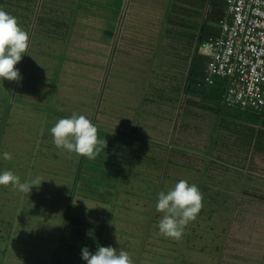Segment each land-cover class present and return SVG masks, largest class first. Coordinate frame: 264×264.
<instances>
[{"label":"rangeland","instance_id":"obj_1","mask_svg":"<svg viewBox=\"0 0 264 264\" xmlns=\"http://www.w3.org/2000/svg\"><path fill=\"white\" fill-rule=\"evenodd\" d=\"M88 1L92 6L83 4L81 0L82 7L86 9L73 11V0H39L37 15H34L35 24L42 12L45 19L50 15L53 21L54 18L59 19L62 25H45L38 30L34 39L25 43L29 45L27 49L32 48L27 55L24 53L23 60L30 62V75L14 85L20 88L16 94L19 106L11 112L15 125L11 123L6 144L19 151L21 148L22 151L38 148L39 144L32 140L36 136V128L40 129L43 117L48 121L46 113L43 116L41 111L48 103L55 108L58 116L63 117L62 120L65 119V140L75 142L84 137L81 142L73 143L77 153L66 149L65 155L73 157L66 156L64 159L72 161L81 157L78 160L80 164L84 148L86 150L93 146L97 149H93L86 162L91 166L99 161L101 165L97 163L95 170L100 172L96 179L94 172L82 169L84 173L79 175L76 182L72 173L75 171V161L74 166L70 167L62 166L59 162L52 164L48 155L47 159L44 157L34 161L35 167L30 170V176L27 172V179L22 177L25 187L13 179H1L0 186L11 191L23 189L18 194L25 195L27 207L44 213L34 225L22 221L26 225L22 228H31L30 237L35 240H30L38 247L22 246L20 252L25 257L24 261L13 260L11 263L47 264L56 249L62 222L67 230L63 233L66 243L78 245L83 253L74 258L70 255L71 246L65 245L61 264H71L73 261L74 264H264V203L261 202L264 197L244 196L249 192L237 197L240 194L237 193V186L241 188L243 184H249L251 177L235 172L225 174L218 170L224 164L213 169L215 175L208 176L203 166L204 155L200 153L203 144L190 140L187 129H184V136L176 137L178 145H172V149L167 146L174 121L169 113L177 105L174 103L175 92L172 91L177 84L171 79L167 81L170 96H173L170 101L160 86L155 85L166 80L162 71L176 62L174 54L166 58L162 48L169 18L166 16L172 12L173 6L189 9L193 6L192 1L205 5L203 17H196L198 33L208 17L203 38L207 37L208 31L219 26L211 17H218L219 12L224 13L222 8L218 10L214 6L213 15L208 12L215 0ZM121 2L124 6L112 39L106 37L104 17L113 16L111 5ZM98 11V15L94 14ZM30 17H33L32 14ZM18 29L16 20L12 37L18 36ZM11 48L16 51L14 46ZM18 52L22 53L19 49ZM199 53L196 54L195 65L206 61ZM16 63L13 60L5 61L9 66L4 71L6 75L10 76L17 70L18 64L13 67ZM35 63L44 65V68L33 69L31 65ZM157 66L163 69L155 73ZM58 68L59 72L55 71ZM1 74L4 75L3 72ZM56 74L59 77H53ZM46 76L48 79L45 82L40 80ZM55 78L56 84L53 85ZM199 83L207 92L221 93L213 88L208 89L212 86L206 85L203 79H199ZM220 84L217 82L214 86L221 87ZM3 90L5 93L6 88ZM129 94H143L137 107V101L125 103L128 100L125 97ZM185 94V100L193 99L191 91ZM23 105L31 106V111ZM147 105L150 108L146 109ZM2 106L0 116L1 112L5 114L4 108L7 110V105ZM163 106H169V113L165 108L162 110ZM184 107L185 116L182 113L176 128L177 135L188 124L186 113L189 109L195 113L201 112L196 107L192 108L189 102ZM218 111H228L233 115L228 123H233V129L240 130L239 136L247 132L252 153L255 149L257 153L264 139V118L248 116L240 110L229 108ZM211 115L214 117L213 113ZM94 117L99 120L95 121ZM24 118L35 119L34 133L23 132L18 127L16 129L17 122ZM216 119L214 117L208 121V125L207 122L204 124L211 129L210 144H215L218 137L215 134L218 130ZM100 121L113 129H107L106 125L103 128L101 123H97ZM87 122L93 124L88 125ZM191 123L197 125L194 120ZM57 124V121L53 123L52 134L56 133ZM87 125L90 127L89 133H83ZM253 128H256L254 140L251 137ZM118 129L124 134L118 135L115 132ZM131 130L133 133L130 135ZM43 131L46 132L45 129ZM119 136H124L126 140L122 149H117V143L112 142L113 138ZM160 136L166 139L162 146L155 144ZM50 139L54 141L55 138L50 136ZM223 139V144H230L227 136ZM189 141V145L196 146L198 151L188 147ZM228 151V154H234L232 150ZM228 154L226 158L234 161ZM172 160L183 168L176 169L169 165H173ZM14 174L21 176L24 173L18 167ZM92 178L96 180L92 182ZM252 178L255 179V186L264 188V181H258L262 178ZM16 199L9 192H0V219L10 221V210L15 207L13 200ZM9 230L8 225L0 224V234L5 236L1 237L0 244L12 249L14 243L11 239L7 241ZM18 249L21 247H16V251Z\"/></svg>","mask_w":264,"mask_h":264},{"label":"trees","instance_id":"obj_2","mask_svg":"<svg viewBox=\"0 0 264 264\" xmlns=\"http://www.w3.org/2000/svg\"><path fill=\"white\" fill-rule=\"evenodd\" d=\"M81 0H73L72 5V10L74 11L77 9L78 11L86 9V7H82V3L80 2ZM84 3L83 4H89L88 0H82ZM193 6L191 8H181L177 7V5L173 6V10L170 14H168L169 17L167 24H166V31L164 32V43L162 44V48L164 49V55L169 57L172 53L174 54L173 58L175 57L176 62H174V65L171 64L170 67H167L162 71L161 67L159 68L157 66L156 70L154 71L155 73L158 72H163L165 77V81L161 83V88L163 90V93L165 92V96H168L167 98L168 101L171 100V91H170V86L167 87V81L171 79L172 82L175 81L176 77L178 75L185 77V74L187 72V69L189 65H191V70L190 74L187 80V85L185 88V93L187 91H193V85L198 86L199 79L202 77L201 76V71L204 69V64H199L197 63L195 65V60H196V54L200 51V45L201 41L200 39H203L202 34H198V20L196 22V17H203L204 14V9L205 5L202 6L201 4H198V2L192 1ZM90 5V4H89ZM92 6V5H90ZM99 6V5H98ZM108 6V5H107ZM113 6L112 11L113 16L109 17H104L105 18V23H106V37L109 38H114L115 33L117 31V24L120 19V14H122V9L124 6V3H118ZM214 6H222L224 9V0H215L214 5L210 6L208 9V12L213 15V9ZM33 7V8H32ZM37 7H39V0H0V102L3 105L2 107L4 108L5 105L7 110H5V114L3 113L1 118L2 120L7 122L8 126H11V123H13V113L11 115V112L13 108L19 106L17 102V97L16 94L20 90V88H15L14 85L19 83L23 77H26L27 75H30V62L29 61H23L24 60V53L27 55V53H30L32 48H28L29 46H26L25 44L29 39H34L38 35V30H41L45 25L54 23L56 27H59L61 24V21L59 19L54 18V21L50 18L52 16L48 15L45 19V15L41 12V15H39L38 20L36 21L37 23L35 24V16L37 15ZM76 7V8H75ZM207 12V13H208ZM32 14L33 17H30ZM94 13V12H93ZM96 13V15H98ZM106 13L110 14V11H106ZM223 15V14H222ZM104 16V15H103ZM17 17V18H16ZM18 22V36L12 37L13 27H15V22ZM53 21V22H52ZM20 25V26H19ZM35 28H34V27ZM24 27L26 30H24ZM15 29V28H14ZM53 29H55L53 27ZM56 32V29L54 30ZM174 40H173V39ZM24 43V44H21ZM14 46L16 51L10 49V47ZM26 47V50H25ZM21 50L22 53L18 52ZM25 50V51H24ZM169 52V53H168ZM199 56L201 54L199 53ZM16 61L17 63L13 66L15 67L18 64L17 70L12 73V75H6L5 70L9 69V66L5 64V61ZM192 63V64H190ZM32 68L34 69L35 67L37 68H44V65L38 63V64H33L31 65ZM6 67V68H5ZM32 69V70H33ZM161 70V71H159ZM55 71L59 72V68L55 69ZM1 72L4 73L1 74ZM10 72V71H8ZM57 72V73H58ZM9 74V73H7ZM14 74V75H13ZM171 75V77H170ZM53 77H59L58 74ZM170 77V78H169ZM46 77H42L40 80L45 82L47 80ZM56 79L55 78L53 81V85L56 84ZM171 82V83H172ZM177 85L174 86V89L172 92L175 98H174V103H178L181 97V92H182V85H183V79L178 80V82H175ZM20 85V84H19ZM18 85V86H19ZM190 86V87H189ZM4 88H6L5 93H4ZM14 88L17 90H14ZM3 90V91H2ZM170 91V92H169ZM195 91V90H194ZM167 94V95H166ZM187 95V94H186ZM191 103V107H195V104L192 103L191 100L186 101ZM23 107L28 108V110L31 111V106L28 105H23ZM18 108V107H17ZM24 112H27L23 109H20ZM42 114L44 116V113H46V117L48 121L44 119L43 121L40 122V129L36 128V136L32 140L35 144H39V147H32L31 149L27 151H22L18 150L17 148L13 147L12 145H7L5 144L4 146L1 147L0 145V182L2 181L1 179H13L19 182L22 185V187H25L24 182H22V177L26 178V174L28 172V175L30 176V170L33 169L34 166V161L38 159V153L43 152V148L46 146L48 150L46 151L47 154L46 156L50 155L49 153V148H53L55 145V149L57 152L60 149H67L68 151L74 152L76 154L77 152L75 151V145L71 143H66L65 140L63 142L59 140V137L61 135L62 139L67 138L65 136V119L62 120L63 117L57 115V111L53 106L47 103L45 108H43ZM34 112V111H33ZM11 115V116H10ZM34 121V122H33ZM31 121L30 119L24 118L23 121L19 120L16 124V129L17 127L22 130L23 132H29V133H34L33 127L35 123V119ZM55 121L58 122L57 127H56V133L52 134L51 128L53 127V123ZM13 125H15L13 123ZM45 129L46 132L43 131ZM44 134H43V133ZM5 136L7 135V132L5 131ZM52 134V135H51ZM59 135V136H58ZM50 136L54 137V141H51ZM33 137V135H31ZM64 137V138H63ZM69 140V139H68ZM57 142L60 146L57 147ZM72 142V141H70ZM78 143V142H75ZM62 144H65L63 147ZM44 146L43 148H41ZM77 149V147H76ZM24 152V153H23ZM59 155V156H58ZM56 155L55 157L52 158V160L55 162H60L61 160L64 159L60 154ZM63 155V154H62ZM27 161V164H25V161ZM32 164V165H31ZM27 165V166H26ZM72 166V165H71ZM20 167L21 171H23V175L17 176L14 174L15 169ZM5 171L4 173L2 172ZM25 180V179H24ZM23 189H18L15 188L14 190L11 191L9 188H4L0 186V192H9L10 194L13 195V197L17 198L16 200H13L15 207L10 210V221L7 220H2L0 219V224L3 225H8L9 226V234L7 237V241L11 239L12 242L14 243L13 248L10 249L9 246L3 247L0 244V264H5V261L7 264H12L11 261L15 260H21L24 261L25 257H23V253L20 252L23 250V247H38L37 244L33 241L30 240L34 239V237H30L31 234V228H22V226H25L22 221L24 220L26 224L34 225V222H37L39 218H41V214H44L42 210H38L35 208H28L27 203L25 200V195H19V191ZM18 196V197H17ZM201 206H198L199 209ZM51 217V216H50ZM61 226V235L60 233L57 235V246L56 249L53 250L54 254L51 258V260L47 264H61V259L64 253V246L68 245L71 246L70 248V255L74 256V258L79 257L83 253L82 248H78L79 246L74 244H68L66 243L67 241L63 238V233H65L66 226L65 223H62ZM37 231V230H36ZM44 234L47 233L46 231H43ZM5 238L4 235L0 234V239ZM9 245V243H7ZM15 246V247H14ZM20 246L21 249L16 251V247ZM85 250V249H84ZM9 255H11V258H9ZM13 255V256H12ZM71 263V262H70ZM65 264H69L66 263ZM74 264V261L73 263Z\"/></svg>","mask_w":264,"mask_h":264},{"label":"crops","instance_id":"obj_3","mask_svg":"<svg viewBox=\"0 0 264 264\" xmlns=\"http://www.w3.org/2000/svg\"><path fill=\"white\" fill-rule=\"evenodd\" d=\"M221 8H222V6H217L218 10H221ZM217 9H216V11H217ZM222 10H223L222 12H224L225 7H224V9L222 8ZM217 14H218V17H211V19H213L214 22H218V25H219V20H220L223 13L220 14V12H219ZM207 19H208V17L205 18V21ZM205 21H204V24L202 25V27L200 29V32L198 33L199 37H200V34H202V36H203V33L205 31ZM210 29H212V28H210ZM211 31H212V33H211ZM219 34H220V25L218 27H216L215 29L213 28L212 30L208 31L207 37L200 39L201 45L203 44V42L205 40H207L211 37H216ZM200 54H201V52H200ZM201 56H203V55L201 54ZM203 57H205V56H203ZM205 58H206V61H205L204 67H205L207 60H208L207 57H205ZM190 64H192V63H190ZM190 70H191V65H189L187 72L185 74V77L178 75V77H176V79H175V82H178V80L183 79L181 97H180V100L177 103V105H175L176 109L174 111H172L171 113H169L167 110L169 108V106H165V107L163 106V108H162V110L165 108V110L169 113V115L172 114L173 118H174V121L172 124V133H171L170 139H168L167 146L169 145L170 149H172L171 148L172 145H174L176 143L178 145L179 142H177L176 137H179L180 135L184 136L185 135L184 129H187V131L190 133V134H188V136L190 137L189 138L190 140L195 141V143L198 142V143L203 144V147H201L202 152H200V153L202 155H204L203 166L206 169V171L208 172V176H210L211 174L215 175V171L213 169H215L216 167L217 168L220 167L219 165H221V164L222 165L224 164L226 166L223 165V167H220V169H218V170H220L221 172L223 171L225 174H228V173L230 174V173L235 172V173L243 174V175L249 174L251 177V179L248 181L249 184H247V185L243 184V186L241 188L239 187V185L237 186V188H236L237 193L240 192V194H237V197H243V195L246 192H249L247 195H244L246 197H248V196L252 197V198L261 197V196L264 197V188L262 187V189H261L260 186H258V185L255 186V184H254L255 179L252 178V177L262 178L263 180H258L259 183L264 181V139L262 138V145H259L260 148L258 149V152L255 153L254 151L257 150V149H255V150H253V153H252V150H251L252 144H250V142H249L250 138L248 139L247 132H245L244 134L242 133V135L239 136L240 130L237 131V129H233L232 128L234 126L233 123H228V119H230L233 116L232 114L228 113L229 110L225 111V112L224 111L220 112L218 110L223 109V108H227V109L229 108L230 110H240L241 112L247 114L248 116H255V117L261 116V118H264V111L262 113H254V112L242 110L239 108L229 107L224 102V97H223L224 87L220 84L221 82H219L221 87L212 86V87L208 88V89L213 88V90H219V91H221L220 94L216 93L214 91L212 93L207 92V90H205L202 87V85L200 83H198V86L193 85V91H191V93H193V99H191V101L193 104H195L196 109H199L201 112L195 113V112H193L192 109L191 110L189 109V111L186 113V119H187L188 124L185 126V128L183 127V129H182L183 133L179 132L177 135L178 130L176 128H178V124L180 122V118H181L182 113H184V116H185V112H184V108H185L184 104L185 103L184 102L188 101V99L185 100V97H186L185 88L187 85V80H188V77L190 74ZM203 71H204V69L201 71L202 77L200 79H203V82H204ZM162 82H158V84L156 82L155 85H158L161 88H163L161 86ZM142 96H143V94H139V95L129 94V96L125 97V99L126 98L128 99L125 103L131 104V103H133V102L135 103V101H137V103H136V107H137L138 103L141 101ZM0 97H1V94H0ZM199 101H202V103H200ZM211 104L216 105V107H212L213 105H211ZM0 105H2V104H0ZM148 107H149V105H147L145 108L148 109ZM217 107H219V108H217ZM153 110H156V108ZM134 112H136V108L134 109ZM151 112L154 113L156 111H151ZM211 113H213L214 114L213 116L215 118H217L215 123L217 126L216 128H218V130H217V133H215V134H218V137H217V141L215 144H210L209 140H208L209 134H211V129H209V127L207 126L208 121L210 119L214 118V117H212ZM1 114H3V113L1 112ZM210 115H211V117H210ZM1 116H0V145L2 147L6 144V140L9 136V133H11V126H8L7 122L5 123V121L2 120ZM94 119H95V117H94ZM224 119H226V120H224ZM98 120H99L98 118L95 119V121H98ZM192 120L196 121L197 125H193L191 123ZM221 121H225V122L222 123ZM205 122H207V125L204 126ZM97 123L100 124L101 121L97 122ZM89 124H93V123L89 122L88 125ZM101 124L102 125H100V126H103V128L107 126V129H111V130L113 129L109 125H106V123L104 124V122ZM198 124H200V125H198ZM88 125L86 126V130L83 129V133H89L88 130L90 127ZM104 125H106V126H104ZM136 125H138V124H136ZM139 125H141V124H139ZM214 126H215V124H214ZM95 128H96V126H95ZM243 129H245V128H243ZM255 130H256V128L255 129L253 128V132L251 135L253 140L255 139V137H254V135L256 134ZM5 131L7 132L6 136L4 134ZM120 131L121 130L118 129V131H115V132L118 135H119V133L123 135L124 133H122ZM132 133H133V130H131V132L129 131L130 135ZM225 136H227V138H228L227 141H230L229 145L223 144L224 143L223 137H225ZM83 138L84 137H80L75 142L79 143L83 140ZM128 139L130 140V136ZM134 139H135V137H134ZM59 140H61L63 142V140H65V139H62V137L60 135ZM112 140L111 141L113 143H117V145H116L117 149H122V147L125 146L126 140H125L124 136L123 137L119 136V138L116 137V138H113ZM164 140H166L165 137L160 136L157 138L155 144L158 145V143H160L159 145H161L164 142ZM65 141H66V143L67 142H69L71 144L75 143V142H70L69 140H65ZM187 143H188L187 144L188 147H192V150L198 151V149L195 148L196 146L194 147V146L189 145L191 143L190 141ZM183 144H185V143H183ZM256 144H257V142H256ZM62 145H63V147L65 146V144H62ZM127 145H129V143ZM43 147L44 146H42L41 148H43ZM93 149H97V148H94L93 146H91L90 148H88L86 150L84 148V152H83V154H81L83 157H82L80 164H78V160L81 157L78 160H76L75 158L72 161H68V160L63 159L59 162L62 166H68L69 165V167H70V165L74 166L73 163H74V161L76 162L75 163L76 164L75 165V171H72V173L75 174V181L76 182H78L77 180L79 179V175H81L83 172L82 169L83 170L85 169L86 172H88V171L94 172L95 178L97 179L96 175L99 174L100 170L97 171V170H95V168L97 166V163L99 164V161H95L94 164L91 165L92 167L89 166L88 163L86 162V160L88 161V155L92 154ZM228 149L232 150V152H234V154H231V153L228 154V152H229ZM47 150H48V148L46 149L44 147L42 150L43 152L38 153L39 154L38 159L44 158V157L47 159L48 156L45 155V154H47V152H46ZM65 150L66 149H60L57 152L55 149L53 150V148H51V149L49 148V152H50V156H51L50 162L52 164L58 163V162H56V161L54 162L52 160V158L55 157V154L56 155L60 154L62 157L70 156V155H65L66 154ZM85 151H87V152L85 153ZM99 152H101V149ZM96 154H99V153H96ZM227 154H228V156L231 154L230 156H231V158H234V161L233 160L229 161L226 158ZM99 155H101V154H99ZM173 155H174V153H173ZM70 157H73V156H70ZM86 157H87V159H86ZM38 159L36 161H39ZM164 160H165V157H164ZM167 161H168V159H167ZM172 161H169V162L170 163L172 162L173 165L172 164H169V165L174 166V168H176V169L183 168L182 165L180 166L176 160H172ZM205 161H209V162L205 163ZM99 165H101V164H99ZM123 165H124V162H122L121 166L123 167ZM69 167H68V169H69ZM122 167H121V169H122ZM176 171H178V170H176ZM221 176H223V175H221ZM96 179L92 178L91 181L94 182ZM243 180L244 181H242V182L245 183L246 180L245 179H243ZM21 181L24 182L25 180H21ZM19 182H20V180H19ZM29 184H31V183H29ZM76 189L77 188H75V190ZM255 193H257V196H255ZM261 202L264 203V201H261Z\"/></svg>","mask_w":264,"mask_h":264},{"label":"built area","instance_id":"obj_4","mask_svg":"<svg viewBox=\"0 0 264 264\" xmlns=\"http://www.w3.org/2000/svg\"><path fill=\"white\" fill-rule=\"evenodd\" d=\"M220 34L203 42L206 85L221 82L229 107L264 111V0H224Z\"/></svg>","mask_w":264,"mask_h":264}]
</instances>
